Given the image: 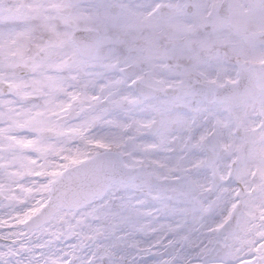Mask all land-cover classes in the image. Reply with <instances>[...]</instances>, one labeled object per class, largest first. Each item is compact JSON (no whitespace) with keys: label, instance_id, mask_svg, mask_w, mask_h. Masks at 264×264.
Listing matches in <instances>:
<instances>
[{"label":"snow or ice","instance_id":"6c2138e0","mask_svg":"<svg viewBox=\"0 0 264 264\" xmlns=\"http://www.w3.org/2000/svg\"><path fill=\"white\" fill-rule=\"evenodd\" d=\"M0 264H264V0H0Z\"/></svg>","mask_w":264,"mask_h":264}]
</instances>
